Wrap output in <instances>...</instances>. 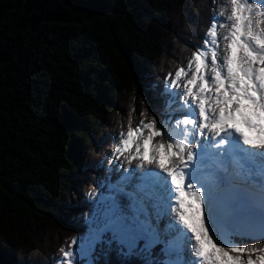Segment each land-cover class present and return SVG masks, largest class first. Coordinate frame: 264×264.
Listing matches in <instances>:
<instances>
[{
  "label": "trees",
  "instance_id": "1",
  "mask_svg": "<svg viewBox=\"0 0 264 264\" xmlns=\"http://www.w3.org/2000/svg\"><path fill=\"white\" fill-rule=\"evenodd\" d=\"M222 2L0 0V264H56L77 234L61 219L81 218L130 110L134 125L142 111L164 120L165 77L203 45ZM123 252L113 244L92 264L164 260L161 244Z\"/></svg>",
  "mask_w": 264,
  "mask_h": 264
},
{
  "label": "snow or ice",
  "instance_id": "2",
  "mask_svg": "<svg viewBox=\"0 0 264 264\" xmlns=\"http://www.w3.org/2000/svg\"><path fill=\"white\" fill-rule=\"evenodd\" d=\"M217 15L187 66L165 77L181 118L145 122L142 111L134 125L132 107L120 132L112 156L143 173L126 193L131 214L109 197L88 236L59 249L57 264H92L113 243L142 256L164 244L177 258L161 264H264V243L238 242L264 241V0H223ZM129 180L111 187L124 193ZM225 187L231 196L222 204L214 193ZM169 211L175 219L162 231L157 222ZM188 250L195 259L182 260Z\"/></svg>",
  "mask_w": 264,
  "mask_h": 264
},
{
  "label": "rangeland",
  "instance_id": "3",
  "mask_svg": "<svg viewBox=\"0 0 264 264\" xmlns=\"http://www.w3.org/2000/svg\"><path fill=\"white\" fill-rule=\"evenodd\" d=\"M215 19H221L222 20V18L218 17V15ZM148 84L150 86L152 84V82H149ZM173 91L176 92L177 94L180 93V89H174ZM167 94L169 95V98L167 101H163V105H162L161 110H160L161 113L165 114V118H164V120H160V119H157V120L161 123H174L175 119L181 118V116H182L181 112L174 111V109L179 107V95H177L175 98H172V97H170L169 93H167ZM170 99L174 100L171 108L168 107ZM159 115L160 114H157V116H159ZM151 118H153V116H150L149 118H147V120H145V122H147ZM156 139H157V141H159L160 138L158 137ZM118 144H119V139H118V142L116 143V145L110 151V153L97 166L96 173L94 176L93 186L82 191L81 195L86 197V199H85L86 202L84 205V211L80 216L81 218H77L74 220L73 218H71V216L69 217L67 215V216H64L63 219H61V221L63 222V226H65V227L67 226L68 228L70 227L69 229L72 228L73 230H75L77 232L75 237H77L78 239L86 238L89 234L90 229L95 226V221H98L102 218L104 206H105L106 202L108 201L109 197L115 196V199L117 201V205L118 206L120 205V208L122 210H124L128 214H131V208L129 207L131 204V200L128 203L127 197H129V196L127 194L123 193L120 195H111V194L109 195V193H111V191L114 190L111 187V185L112 186L113 185L119 186L120 173H122V170H124L127 166V162L124 160V157H120L119 159H116L112 156V153ZM110 161H111V163H110ZM130 169H132L131 166L129 167V170ZM133 178L135 180H137V177H133ZM152 219L153 220L156 219L155 215H153ZM170 220H172V219H170ZM157 223H160V225H159L160 230L163 231L164 229L167 228L168 224H167L163 215L160 217V219L158 220ZM49 232H51V231H49ZM108 235H110V234H108ZM49 237H51V239L50 240L47 239V241H49V242H48V244L47 243L44 244V245H46L44 247L45 249H47L48 248L47 246L51 243V241H53L52 232H51ZM166 240L174 241V237L168 236V237H166ZM113 244H115V243H113ZM174 245H175V242L173 243V247H175ZM141 246H143V245H141ZM75 247L78 248L79 245H76ZM97 247H99V246H97ZM118 247L124 249V252H127V249L124 248L123 246H118ZM161 247H162V251H163L165 245L161 244ZM163 255H164L163 261H165V260H176V258H177L175 252H173L171 255H166L163 251ZM180 258L182 260H186L189 258L194 259L193 257H191V251L190 250H188V252H182L180 254ZM57 262H56V264H57ZM82 264H86V261H83Z\"/></svg>",
  "mask_w": 264,
  "mask_h": 264
},
{
  "label": "bare ground",
  "instance_id": "4",
  "mask_svg": "<svg viewBox=\"0 0 264 264\" xmlns=\"http://www.w3.org/2000/svg\"><path fill=\"white\" fill-rule=\"evenodd\" d=\"M129 165L127 164L126 168L124 170H122V173H120V176H119V180H121V177H124V176H129L130 177V180L133 181V182H137L138 181V178L143 175V173L141 172V170H138V169H135V164L131 165L132 169L129 170ZM133 177H137V180H135ZM128 183V181L126 182V184ZM112 186V185H111ZM114 191V190H113ZM111 191V193H109V195H119L118 193H115ZM117 197V196H116ZM218 197V196H217ZM128 203H129V200L127 199ZM117 203V201H116ZM120 207V205H119ZM167 224L169 223V220L172 219L174 220V216H172L170 214V211H169V214L168 215H163ZM168 218V219H167ZM158 227L160 225V223H157ZM166 227V226H165ZM175 246V245H174ZM194 258V257H193ZM195 259V258H194Z\"/></svg>",
  "mask_w": 264,
  "mask_h": 264
},
{
  "label": "water",
  "instance_id": "5",
  "mask_svg": "<svg viewBox=\"0 0 264 264\" xmlns=\"http://www.w3.org/2000/svg\"><path fill=\"white\" fill-rule=\"evenodd\" d=\"M240 227H246L245 225H240ZM245 239H249V240H260L259 238H245Z\"/></svg>",
  "mask_w": 264,
  "mask_h": 264
}]
</instances>
